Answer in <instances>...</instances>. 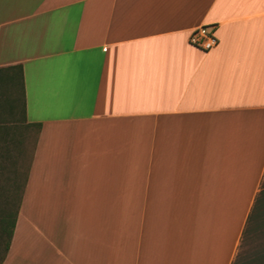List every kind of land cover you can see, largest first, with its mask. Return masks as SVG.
I'll return each instance as SVG.
<instances>
[{"label":"crops","instance_id":"0c3cea01","mask_svg":"<svg viewBox=\"0 0 264 264\" xmlns=\"http://www.w3.org/2000/svg\"><path fill=\"white\" fill-rule=\"evenodd\" d=\"M12 121L2 264H264V0H0Z\"/></svg>","mask_w":264,"mask_h":264},{"label":"rangeland","instance_id":"374dc122","mask_svg":"<svg viewBox=\"0 0 264 264\" xmlns=\"http://www.w3.org/2000/svg\"><path fill=\"white\" fill-rule=\"evenodd\" d=\"M35 129L14 123L0 126V213L15 209L34 145ZM6 235L0 232V258Z\"/></svg>","mask_w":264,"mask_h":264},{"label":"built area","instance_id":"2783aa9c","mask_svg":"<svg viewBox=\"0 0 264 264\" xmlns=\"http://www.w3.org/2000/svg\"><path fill=\"white\" fill-rule=\"evenodd\" d=\"M189 44L203 51H209L218 44L217 37L215 36L211 27L202 26L195 29L189 35Z\"/></svg>","mask_w":264,"mask_h":264},{"label":"trees","instance_id":"16d2710c","mask_svg":"<svg viewBox=\"0 0 264 264\" xmlns=\"http://www.w3.org/2000/svg\"><path fill=\"white\" fill-rule=\"evenodd\" d=\"M19 203H20V195L18 197V202H17L13 212H11V213H7V212L0 213V232L6 235V241H5V245H4L3 254L0 258V264H2V262L6 256V253L8 251L9 245H10L11 236L13 233L15 221H16L17 214H18Z\"/></svg>","mask_w":264,"mask_h":264}]
</instances>
